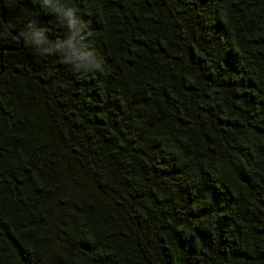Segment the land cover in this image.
<instances>
[{
	"label": "trees",
	"instance_id": "trees-1",
	"mask_svg": "<svg viewBox=\"0 0 264 264\" xmlns=\"http://www.w3.org/2000/svg\"><path fill=\"white\" fill-rule=\"evenodd\" d=\"M0 264H264V0H0Z\"/></svg>",
	"mask_w": 264,
	"mask_h": 264
},
{
	"label": "water",
	"instance_id": "water-1",
	"mask_svg": "<svg viewBox=\"0 0 264 264\" xmlns=\"http://www.w3.org/2000/svg\"><path fill=\"white\" fill-rule=\"evenodd\" d=\"M19 40H20V38L19 37H17Z\"/></svg>",
	"mask_w": 264,
	"mask_h": 264
}]
</instances>
